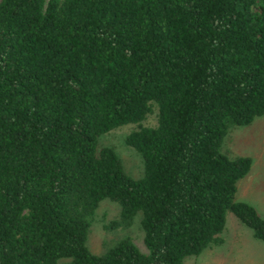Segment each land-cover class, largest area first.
Wrapping results in <instances>:
<instances>
[{
  "label": "trees",
  "instance_id": "obj_1",
  "mask_svg": "<svg viewBox=\"0 0 264 264\" xmlns=\"http://www.w3.org/2000/svg\"><path fill=\"white\" fill-rule=\"evenodd\" d=\"M263 116L264 0H0V264H185L229 211L264 241L253 158L223 151ZM125 124L141 178L99 142ZM105 199L147 252L90 249Z\"/></svg>",
  "mask_w": 264,
  "mask_h": 264
},
{
  "label": "rangeland",
  "instance_id": "obj_2",
  "mask_svg": "<svg viewBox=\"0 0 264 264\" xmlns=\"http://www.w3.org/2000/svg\"><path fill=\"white\" fill-rule=\"evenodd\" d=\"M156 122V114L152 113L144 124L152 126ZM135 128H137L136 124L122 125L101 135L99 142L102 146H113L121 156L126 172L133 178H141L144 175L142 156L125 143L126 136ZM223 146V151L231 157L248 155L253 158V173L250 176L253 177V180H251L253 185L251 193L244 199L255 205L260 215L264 218V116L257 119L250 126H233ZM245 177L241 179L242 181L239 184L241 188L242 182L247 179ZM236 200H241L237 194ZM236 217L231 211L227 213L229 229L233 227L234 222L237 220ZM120 218L121 205L118 202L109 199L101 202L89 236L88 245L94 253L101 254L105 252L109 244L125 236H130L142 251L147 252L144 244V232L141 226V212L137 213L130 225L119 224V226L111 227L112 221L121 220ZM226 231L221 233L222 238L226 237ZM248 231L250 230L248 229ZM223 247V244L209 246L200 255L188 256L185 259V264H222L220 263L222 257L219 259L217 253L222 251Z\"/></svg>",
  "mask_w": 264,
  "mask_h": 264
},
{
  "label": "crops",
  "instance_id": "obj_3",
  "mask_svg": "<svg viewBox=\"0 0 264 264\" xmlns=\"http://www.w3.org/2000/svg\"><path fill=\"white\" fill-rule=\"evenodd\" d=\"M250 141V140H249ZM248 141V142H249ZM252 170V168H251ZM247 174V179L242 182V188L239 187V184L242 180L239 181L237 190V195L241 200L245 201L244 198L251 193L253 182V177H250L253 173V170ZM251 204L250 202H248ZM253 205V204H251ZM255 208L256 206L253 205ZM257 209V208H256ZM258 211V210H257ZM260 214V213H259ZM234 222L231 229L228 228V219L224 231L227 232L226 237L223 238L224 247L222 251L218 252L217 255L219 259L222 257V264H264V241L255 237L253 230L242 223L238 217ZM247 228V229H246ZM248 229L250 231H248ZM262 242V243H260ZM261 260V261H260Z\"/></svg>",
  "mask_w": 264,
  "mask_h": 264
}]
</instances>
